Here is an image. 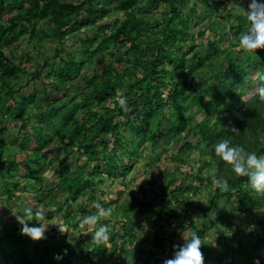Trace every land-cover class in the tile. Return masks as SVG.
Wrapping results in <instances>:
<instances>
[{"label": "rangeland", "instance_id": "1", "mask_svg": "<svg viewBox=\"0 0 264 264\" xmlns=\"http://www.w3.org/2000/svg\"><path fill=\"white\" fill-rule=\"evenodd\" d=\"M30 1L12 0L10 3L17 6L0 15L3 24H10L15 14L20 16L16 19L17 30L22 24L29 25L27 34L5 44L0 53V70L6 64L23 69L11 80L15 98L0 107L2 246L11 244L7 233L28 234L21 246L28 264H93L85 251L99 246L104 264H209L198 256L197 250L181 254L175 249L177 242L192 238L198 227L206 232L208 254L226 250L227 245L234 258L244 254L234 264H264V244L256 248L252 245L257 240L253 230L264 235V225L254 222L255 226L250 228L249 212L245 213L237 202L236 193L224 207L226 198H215L226 178L217 159L207 151L202 136L206 127L215 132L234 130L237 108L248 104L253 115L252 107L264 102V0H215L220 4L212 7L209 1L205 6L202 0H135L137 15L149 22L143 28L141 40H145L142 47L150 52L151 44H164L161 34L172 15L176 13L181 18L178 25L188 33L183 37L182 51H188L192 76L188 88L178 98L186 109L184 128L167 141L159 140L154 146L148 141L139 147L130 161L132 168L126 172L124 165L129 161L119 159L120 143L117 144L113 131H100L98 116L87 119L89 114L76 111L70 118L61 113L55 118L56 127H49L42 120L43 113L49 115L52 106L59 105L60 96L61 101L81 99V91L88 87L86 80L94 69V65L84 64L70 81L69 91L63 94V87L56 84V73L50 74L51 66L45 68V63L63 65L71 52L87 59L88 55L82 54L81 37L85 32L92 34L103 23L117 27L127 17L123 5L120 6L124 0H60L80 7L70 23L63 26L52 11L37 17L47 0H41L37 7ZM91 4L104 10L101 18L87 26L91 18L87 9ZM174 6L180 10H173ZM33 27L35 31L31 33ZM58 28L63 33L44 34ZM124 51L125 48L115 51L112 58L104 57L103 64L112 62L119 66ZM182 51L174 49L172 55ZM141 69H137V75H142ZM21 96L32 97V103L24 118L16 119V97ZM128 96L120 86L115 100L94 104L93 109L102 112L104 106H109L121 121L123 116L118 111L120 106H128ZM173 109L164 114L171 118ZM74 119L93 129L86 133L89 139L98 133L92 153L85 152L80 144L85 135L76 132ZM244 130L250 131V126L236 129L240 136L237 141L246 138L248 143L249 135H241ZM120 131L126 139L127 130L121 127ZM106 156H114L122 167L111 171ZM254 157L259 163L254 164L252 159L243 165L251 178L244 183V189L248 190L246 193L264 195V152ZM29 162L36 168L34 172L26 167ZM72 181L83 185L79 192H75ZM247 185L255 186V190L247 189ZM145 197L155 204L171 197L162 218L155 219L147 211L136 214V206ZM262 203L256 208L259 213L264 211ZM173 210L181 217L169 215ZM155 235L164 237L165 245L159 247ZM241 244L245 247L241 248Z\"/></svg>", "mask_w": 264, "mask_h": 264}, {"label": "trees", "instance_id": "2", "mask_svg": "<svg viewBox=\"0 0 264 264\" xmlns=\"http://www.w3.org/2000/svg\"><path fill=\"white\" fill-rule=\"evenodd\" d=\"M12 0H0V15L5 11L14 8L17 5L10 3ZM41 0H31L36 7L39 5ZM90 1V0H89ZM93 1V0H91ZM207 1L211 3L210 7L214 4H220L215 0H202V3L206 6ZM124 4H121L123 10L126 11L127 17L114 28V24L103 23L99 25L98 30H95L92 34L85 32L84 36L81 37L83 43L82 54L88 55L86 58H78L85 55H77L76 52H71L68 58H65L63 65H57L55 67L51 64L45 63V68L50 69V74H55L56 84L63 87V94L67 93L71 86V80L78 74L84 64L94 65V69L91 75L86 80L88 86L84 91H81V99L76 100L77 97H73L68 101H61L62 96L59 97L58 103L55 107L52 106V113H43V121L46 122L49 127H56L54 123L55 118L59 115L64 117L69 116L73 118V113L76 111H82V114H89L87 119H91L98 116V121L101 123L100 131H113L114 138L119 144L118 151L121 150L120 158H126L129 164H125L124 168L128 171L132 168V158L138 154V148L143 146L148 141L152 142V145H156L159 140L167 141L169 138L174 137L180 133L187 122L186 109L181 103V99H178L181 94L188 88V80L192 76L191 70L188 64V51L183 52L184 45L182 43L183 37L186 36L187 30H184L178 24L181 18H177L176 13L169 19V23L164 27L161 38L164 40V44H160L158 47H154L151 44V52L144 49L142 46L145 40H141L143 28L146 20L142 15L134 9L135 0H124ZM222 4V2H221ZM98 5L94 6L91 4L87 9L90 17L86 25L93 24L97 19L101 18V12L104 9H98ZM103 7V5H101ZM80 7H71L67 3H61L60 0H47L46 3L39 9L37 17L45 16L52 11L54 13L55 20H61V26L70 23V18L77 14ZM174 9H179L178 6H174ZM70 12L65 13V11ZM180 10V9H179ZM172 12V10L170 11ZM136 14V15H135ZM67 16V18H66ZM18 15H14L11 19L10 24H3L0 22V53L2 47L8 42L17 40L28 32V26L21 25L19 30L16 29V19ZM23 17V16H21ZM42 18V17H41ZM35 29L31 30L34 33ZM62 29L57 30L51 29L48 32L45 31L46 35H54V33L61 32ZM63 33V32H61ZM41 34V33H39ZM155 43V42H154ZM125 48V57L123 63L119 61V66H113L112 62L103 64L104 57H114L118 50ZM150 48V47H149ZM182 51L180 55H172V50ZM116 51V52H115ZM150 52V54H149ZM59 53V49L55 56ZM102 62V63H101ZM118 62V61H117ZM2 63V62H1ZM105 65V66H104ZM5 66V67H4ZM52 68L55 70L52 71ZM141 69L142 75H137V69ZM19 70H23L22 67L11 66L9 64L2 65L0 70V107L1 109L10 100L15 98V89L11 84V80L16 76H19ZM134 77V78H132ZM136 77V78H135ZM123 86L124 90H127L128 106L123 109L120 106L118 114L123 116L121 121L116 119L115 112L113 113L112 108L104 106V111H97L93 109L94 104L109 102L113 98L115 100L117 95V88ZM133 91V93H131ZM214 91V90H213ZM216 92V91H215ZM133 95H135L133 97ZM166 98L171 99L168 102ZM32 103V97H16L17 114L13 116L16 119L24 118L28 110V105ZM174 107L173 116L169 118L164 114V111ZM250 107L248 104H243L236 109V115L238 118L237 126L234 130L229 131L221 129L218 132L213 131L211 128H204L203 139L205 140V146L207 151H210L219 164L221 173H224L226 178L224 186L219 189V193L215 198L220 199L221 197L226 198L223 207L229 201L232 195L235 194L237 202L242 205L245 213H248L251 221L250 228L255 226L254 222L260 225H264V211L259 213L256 208L258 204H263L264 195L256 193L254 191L246 193L248 190L245 184L251 178L247 176V170L243 165L247 164V160L250 162L254 159V164L259 161L254 157L255 154L264 152V102L257 103L252 109L254 110L253 115L250 113ZM251 115V117H250ZM262 119L260 120V118ZM259 118V119H258ZM80 119H74L73 127L76 129L78 134H84L85 136L80 140V144L84 148L85 152L92 153L95 147L94 140L98 137V133L94 139H90L86 135L90 131H93L86 123H81ZM98 124V122H97ZM243 126H250V131L244 130L241 133L242 137L249 135L247 139L249 142L246 143V138L241 141H237L238 133L236 129L243 128ZM124 127L128 132V137L124 139L120 128ZM116 131V132H115ZM254 135V136H252ZM91 144V145H90ZM246 144L245 146H242ZM90 145V147H88ZM116 153V152H115ZM116 154H119L118 152ZM0 153V157H1ZM114 157V156H113ZM108 156L105 157L106 164L109 162L111 171H118L122 166H119L115 159ZM134 162V161H133ZM29 171H35L36 168L32 166V162L26 166ZM222 170V171H221ZM112 174V173H111ZM75 185V192H79V188L83 185L80 182L72 181ZM248 186V185H247ZM249 187V186H248ZM255 186H250L247 189H254ZM222 192V193H220ZM167 198L166 201L154 203L152 200L145 197L142 201H139L136 214H142L145 211L148 212L152 217L162 216L168 211L166 207L170 201ZM261 201V202H260ZM213 203L211 199L209 205ZM135 207V208H136ZM194 208V207H193ZM171 216L181 217L177 212L171 211ZM168 219V218H166ZM248 220V219H246ZM245 220V221H246ZM71 221V220H70ZM183 228V226L181 227ZM244 228V227H243ZM196 233L185 243L177 242L175 249L182 254L183 251L189 252L191 249L198 251V256L209 264H234L239 260H242L244 254H239L238 257H233V250L227 245H224L225 249L220 250L218 253H210L207 251V243L204 240L205 230L204 228L198 229L195 227ZM253 236L257 237V240L252 244L261 246L264 244V235L256 233L253 230ZM7 238L10 239V246L3 247L2 239L0 238V264H28V257L21 249L27 235H15L14 233H7ZM236 238V237H235ZM155 240L158 242L159 247L165 245L164 237L155 235ZM249 237L247 243L249 242ZM57 247V245H54ZM63 246V245H62ZM238 247V246H237ZM245 245L241 244V248ZM102 246L88 249L86 256L94 263L104 264V256L101 252ZM236 250V247H235ZM246 253V252H245ZM151 255L154 251L150 252ZM229 255L231 257H229ZM96 256H98L96 258ZM249 256V254L247 255ZM241 258V259H240ZM218 261H222L218 263ZM77 264V263H76ZM185 264H199L194 261H186Z\"/></svg>", "mask_w": 264, "mask_h": 264}]
</instances>
